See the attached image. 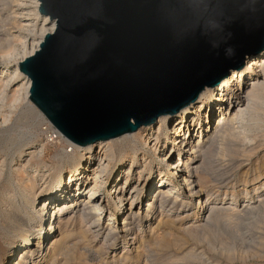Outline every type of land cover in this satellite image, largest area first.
Wrapping results in <instances>:
<instances>
[{"label":"bare ground","instance_id":"bare-ground-1","mask_svg":"<svg viewBox=\"0 0 264 264\" xmlns=\"http://www.w3.org/2000/svg\"><path fill=\"white\" fill-rule=\"evenodd\" d=\"M38 7V0H0V65L11 64L12 67L4 72L6 76L0 72V132L4 133L5 131L6 133V128L11 124L12 115L18 107L23 106L22 114L20 115H28L37 124L44 123L48 128L50 137L57 138L58 141L65 145V150L70 148V152L66 153L60 160L61 164L59 166L45 170L40 169L41 171H36V169L27 173L25 167L29 161L27 159H33L35 154L40 155L39 152L29 151V154L24 158L25 160L21 162L22 164L14 166L13 170H7L8 173L5 174L7 177L5 181L6 185L12 186L13 182L23 179H25L26 184L23 188L21 202L17 203L20 209L18 210V214L16 215L13 212H6L5 214V218L11 224L9 228L11 235H8V249L1 260V264H40L41 261L43 263V260H46L47 254H50L52 259L49 264H56L54 258L58 256L63 257V263L67 264L76 254L79 253L83 256V252H80V248H78L80 244L86 243V247H89L91 243L95 242L96 238L104 234L105 236L101 239V243L99 247L97 246L98 248H96L97 251L95 252L101 256L113 244L110 243L111 241H107V238L113 237L114 234L116 235L115 227L111 225H113L112 221L115 220V213L117 212L122 217L119 234L124 239L122 244L125 248L128 245L130 246V244L132 245L138 239V231H135L137 229L135 221L139 220L140 217L150 220L155 216L157 218L156 227L151 228L152 230L150 231V237L153 241L150 249L148 247L147 250L141 252V247L139 251L138 245L134 246V253H138L137 260L141 259L140 256L142 255L146 257L150 252H154L156 255L159 247L170 248V243L162 239L171 235L169 231H166L168 232L166 233L165 230L173 220L165 221L163 220L165 219L163 215H166L167 211L171 210L172 207L185 208L191 205L192 202L195 206L196 204L199 206L195 221H197L198 215L202 214L199 217L198 223L205 221L206 224H202L204 226L196 224L193 227L195 231L197 229L201 230V228H208L211 222H215V218L217 220L216 215L218 216V212L221 211H233L239 213V215L241 213H248L249 210L264 213V197H254L255 200L254 198L252 199L253 203L249 202L250 196L257 194L262 186H264V181H259L250 187L243 186L234 192L239 195L232 198V204L235 199H241L237 207L223 209L212 207L210 204L214 203V198H211L209 195L206 198L203 197L209 189L214 194L218 193L222 186L224 184L227 185L228 180L234 177V174L229 176L230 173H235L240 168H243L244 164L249 161V158H252L250 155L260 150L261 141L264 140V116L261 114L262 111L264 112V50L260 54L251 57L245 70L233 73L217 90H205L198 98L196 104L183 109L170 121H167V118H161L154 127L110 140L104 143V147H100L102 143H99L96 145V148L98 146L100 148L96 152V150H93V146L79 147L64 139L53 129L44 115L29 100L30 82L19 72V61L24 59L23 53L20 57L19 53L20 51L23 52L27 45H31V54L36 52L44 35L52 33L55 28V22L50 21L47 17H40L41 22L39 25L36 24L35 19H31L33 16L39 15ZM36 33L40 35V39L37 38V42L34 38H31ZM16 42L18 43L17 48L14 46ZM14 83H17L16 88L9 95L8 89ZM26 120L29 119L26 118ZM15 126L17 125L15 124ZM13 128L12 130L15 129ZM144 130L147 131L142 136L140 131ZM137 135H140L142 142L137 141ZM258 135L260 136L258 137ZM1 137L3 138V136ZM22 137L20 136V138ZM5 138L7 139V137ZM15 138L17 139V137ZM15 138L14 140H10L11 138L8 140L11 143L10 145L18 143L15 148L16 150L14 149L15 151L12 154L7 155L5 153V150H9L5 146L6 141L4 145L6 148H0V181H2L5 172L4 164H11L14 153L16 151L19 153V149L22 147L23 142L21 141L23 140L16 141ZM237 141L240 142L236 144ZM137 150L141 153L139 157L136 154ZM155 152L158 153L159 163L157 166L155 165L154 172L150 175H153L152 180L148 181L149 174L147 178H143L142 176L144 175V171H149L150 166H148L147 159L151 156V153ZM124 154L128 155V161L125 167L121 168V171L119 170L111 178V184L109 189H107V196L104 195L106 196L104 198L99 193L102 186H104L102 185L104 182L102 178L103 176H107L105 174L112 172V161L119 159ZM174 156L178 158L176 163H169ZM163 166L169 168H164ZM255 168L254 172L257 174L255 173L254 178L264 177V166H256ZM164 169L173 177V180L169 177H164ZM246 169L249 170V167ZM247 170L244 171L245 174ZM133 174L135 175V179L132 177ZM37 177L45 180V186L44 188L42 187V192L34 200L38 203L35 207L33 201L25 195L27 192L30 191L31 193L35 189ZM180 186L183 190H180ZM4 195L7 197L2 201L3 208L7 206V201L10 199L8 194L5 193ZM240 195L243 197H239ZM9 202L11 203L12 201L10 200ZM208 202L210 203L208 204ZM124 203H127L128 207ZM140 203H144V205L141 206ZM34 207L38 211H35ZM142 209L144 211V213L142 212L143 214L140 213ZM203 209L204 212L201 213ZM69 211H71V215L66 217L65 214ZM2 212L0 210V213ZM106 214L107 222L102 225L100 221ZM157 214H159V217ZM221 215H224V213L218 217H222ZM186 217L188 216L182 214L177 221L182 222ZM76 222L78 223L76 226L77 230L70 233L65 232L67 226ZM155 230L161 231L162 234H160L162 236L160 238L162 239L155 237ZM190 237L188 236V238ZM180 238L178 237L177 239ZM183 238L185 237L181 239ZM262 238L264 239V237ZM16 239L17 242L15 241ZM195 239L193 241H196ZM181 241L179 242L181 243ZM261 242L259 246H262ZM140 244H143L142 240H140ZM81 248V251H89V249L83 246ZM155 248H158V250ZM255 250L257 251V249ZM122 253L126 254L127 251H122ZM187 253L185 259H188V255H190L189 252ZM162 254L163 252L160 255ZM255 254L257 255V253ZM85 255L87 256V254ZM81 256H77L79 260H83ZM86 256L83 257L86 258ZM156 256V258H159L158 255ZM181 256L178 257L182 260ZM152 257L154 256L152 255ZM166 257L164 256V258ZM121 260V262H119L120 260L118 262L125 264L127 257L121 258ZM174 261L172 260V262ZM155 262L157 264V261ZM161 263L159 262V264ZM151 264L154 263L151 262Z\"/></svg>","mask_w":264,"mask_h":264},{"label":"water","instance_id":"water-1","mask_svg":"<svg viewBox=\"0 0 264 264\" xmlns=\"http://www.w3.org/2000/svg\"><path fill=\"white\" fill-rule=\"evenodd\" d=\"M29 100L79 147L170 121L264 50V0H38Z\"/></svg>","mask_w":264,"mask_h":264},{"label":"rangeland","instance_id":"rangeland-1","mask_svg":"<svg viewBox=\"0 0 264 264\" xmlns=\"http://www.w3.org/2000/svg\"><path fill=\"white\" fill-rule=\"evenodd\" d=\"M31 19L32 20L35 19L37 25H39L40 22H41V18H40L39 15L38 16H33ZM13 32L16 33L15 31H13ZM31 38L32 39L34 38L36 40V42H37V40L40 39V35H39V33H36L35 36H32ZM14 46L17 48L18 47V43L17 42L14 43ZM22 53H23V57L24 58L29 57V55H32L33 53L31 54V45H27L23 52L20 51L19 57L22 56ZM250 60H251V58L248 60V62ZM248 62H247V64H248ZM247 64H246V66H247ZM10 68H12L11 64L0 65V72H2L1 74L4 75L5 74L4 72L7 69H10ZM4 76H6V75H4ZM16 85H17V83L16 84L14 83L13 85L12 84L10 85V87L8 89V94L9 95L11 94L13 89L16 88ZM22 109H23V106L18 107L16 112L12 115L11 124H9L10 126H8L6 128V133H8V134H6L5 131H4V133L0 132L1 134L3 133L2 135L0 134V140L2 141V142L0 141V148H6V147L9 148L8 151L5 150V153L7 155L8 154H12V152H14L16 150L15 148L18 145V143H15L14 145L12 144L14 147L12 145H10L11 143L8 142V140L10 138H11L10 140H14V138L17 137V139L15 138L16 141L23 140V141H21V142H23L22 147L19 149V153H18V151H16L14 153V157L12 159L11 164L10 163H9L10 165L7 164V163L4 164L5 172H4L3 179H5V180L2 179V181H0V210H1V212L3 211L2 213H0V264H1V260H2V258L4 256V254L6 253V250L8 249V243H7V241H9L8 240L9 239L8 235H11V230L9 229L11 227V224L9 223L10 221L5 218V214H6V212L7 213L8 212H11V213L13 212L16 215L18 214V210H20L18 208V204H19V202H21V198H22V194H23V188H24V186L26 184L25 179H23V180H20V181H17V182H13L12 186L6 185L5 181L7 180V177H6L5 174L8 173L7 170H9V169L13 170L14 166L16 167L18 164H22L21 162L25 160L24 158L29 154V151L35 152V153L39 152L40 155L39 154L38 155L35 154L33 159H31V160L29 158L27 159V161L29 160L28 163L25 165L27 173L32 172V171H34L36 169H37L36 171H39L40 169L41 170H45V169H49V168L54 167V166H59V164H61L60 160L65 156L66 153L68 154L70 152L69 151L70 148H67L65 150V145L62 142L58 141L57 138H55V137L53 138V136L50 137V133L48 131V128H47V126L44 125V123H38L37 124L28 115H26V116L25 115H20V114H22ZM263 113L264 112L262 111L261 114L264 116ZM26 118L29 119V120H26ZM14 122H15V124L17 126H15ZM9 128L11 130L13 128L14 130L11 131ZM9 131H11V132H9ZM145 131H147V130L140 131V134L142 133L141 135L143 136V133H145ZM1 136H3V138ZM20 136H23V137L20 138ZM137 136H138L137 141L138 142H142L140 135H137ZM259 136L260 135H258V137ZM5 137H7V139ZM25 140H27V141H25ZM5 141H6V145H5ZM263 141H261L260 150L257 151V153L251 154L252 156L250 155V157H252V158L251 159L249 158V161L244 164L243 168H240V170L235 172V173H230L229 176L234 174V177L231 178L230 180H228L227 185L224 184L222 186V188L218 191V193L214 194L213 191H211L210 189L206 191V193H205L206 195L204 194L205 196H203L204 198L208 197V195L211 198H214V203L212 202L213 204L211 203L210 206L217 207V208H222V209L223 208H229V207L230 208L231 207H237L238 203L241 202V199H238V198L235 199V201H233L234 203L232 204V200H233L232 198H235V196L239 195L238 193L235 194L234 192L238 191L243 186L250 187V186L256 184L259 181H264V177L263 176H260V178L257 177V179L254 178L255 177L254 175L256 173V172H254L255 169H256L255 167L256 166L257 167L264 166V142ZM239 142L240 141H237L236 144H238ZM41 146H43V147H41ZM104 146H105L104 143H102V145H100V147H104ZM100 147L98 146L95 149L96 152H97V150ZM136 154L139 157L141 153H140L139 150H137ZM150 155L151 156H149L148 159H147L148 166H150L149 167V171H147V170L144 171L143 172L144 175L142 176L143 178H147V175L149 174L148 181L152 180L153 175L152 176H150V175H151V173L154 172L155 165L157 166V164L159 163V159H158L159 157L157 156L158 153L155 152V153H151ZM127 156L128 155L124 154V156L120 157L119 159H116V160L114 159L112 161V164H111L112 172L109 173V174H105L107 176H103L102 180L104 182H103L102 185H104L105 187L102 186V188L100 189L99 193L104 198L107 196V192H108L107 189H109V186L111 184V182H110L112 180L111 178H113L114 174H116L121 168L125 167V165H126V163L128 161V157ZM256 159L258 160L259 164H258V162H256L257 161ZM177 160H178V158L177 157L175 158V156H174L169 161V163L175 164ZM247 164H249V165H247ZM62 165H64V164H62ZM169 165H167V166H169ZM260 165H262V166H260ZM163 167L164 168H169V167H166V166H163ZM247 167H249V170L246 169ZM245 170H247L246 174L244 173ZM132 177H133V179H135V175L134 174H133ZM164 177H169L171 180H173V177H171L169 175V173H167V171L165 169H164ZM36 179L37 180H35V181H36L37 184L35 186V189L31 192L32 194L29 191L25 195V196L29 197L31 199V201H33V204H34L35 207H36V205L38 203H37V201H34V200H36L37 196L42 192V189L45 186V184H44L45 180H41V179H39V177H37ZM40 182H41V184H40ZM228 184H230V185H228ZM180 190H183V188L181 186H180ZM5 193L9 195L10 199L7 201L8 202L7 206H5V208H3L2 207V201L7 197V196L4 195ZM13 193H14V195H13ZM19 194H21V195H19ZM233 194H235V195H233ZM104 195H106V196H104ZM12 196H13V198H12ZM239 197H243V196L240 195ZM254 197H264V186H262V188L260 189V191L257 192V194L250 196V200H249L250 203H253L252 199ZM19 198H20V200H18ZM10 200L13 202V204H12V202L11 203L9 202ZM254 200H255V198H254ZM209 203L210 202H208V204ZM124 204L126 205V207H128L127 203H124ZM140 204H141V206L144 205V203H140ZM16 207H17V209H16ZM35 207H34V210L38 211V209L35 208ZM198 208H199V206L197 204L195 206V204L192 202L191 205H189L188 207H185V208L184 207L183 208L182 207L181 208L172 207L171 210L167 211L166 215L165 214L163 215V217L165 218L163 220H165V221L166 220H169V221L173 220V221H171L172 223L170 222V226L169 227H171V228L168 227L165 230V232L169 231V233L171 235L168 236V237H165V239L160 238L162 236L161 235L162 234L161 231H156V230L154 231L155 237H159L163 241H165L167 243L168 242L170 243L169 244V247H170L169 249L167 247H159V250H158V248L157 249L155 248L156 250H158V251H156L157 252L156 255H158L159 258H156L157 256L154 254V252H150L154 257H152V255L149 253V254L146 255V257L142 255V256H140L141 259L137 260L136 258H137V254L138 253H136V254L134 253L135 247L137 245H138L137 246L138 250L140 251L142 249L141 250V252H142L143 250L144 251L147 250L148 247L150 249L151 245L153 244V241H152V239L150 237V231L152 230L151 228H155L156 225H157L156 216L153 217L151 220L148 219V218L144 219L143 217H140L139 220L135 221V226L137 228V229H135V231H138V233H137V238L138 239H136V241H134L132 243V245L130 244V246L128 245V247L125 248V246L122 244L124 239H123V237L121 238V234H119V232L121 230V218L122 217L120 216V214H118L119 212H117V213H115V220L112 221L113 225H111L112 227H115L116 235L114 234L113 237L111 236V237L107 238V241H111L110 243H113V244L106 251V253L105 254H101V256L98 253H95L97 251L96 248H98L100 243H101V239H103L104 236H105L104 234H102V236H99L98 238L95 239L94 243H91L90 246L88 245L89 247H86L87 246L86 243L80 244V246L78 247V248H80L79 251L83 252L82 253L83 256H86L85 254H87L86 258H84L83 256H81L78 253V254H76V256L74 255L75 257L72 258L73 261H72V259H70L67 262V264H120L119 262L122 261L121 258L123 259L124 257H127V261H126L125 264H146V263L147 264H151V262L156 264L155 261H157V264H159V262L160 263L162 262L161 264H169V263L170 264L171 263L172 264H202V263L203 264H212V263L213 264H264V252H263L264 251V247H263L264 246V243H263L264 239L262 238V237H264L263 236L264 233H262V232H264V228H263L264 227V216H263L264 213H262V212L259 213V212H256L254 210H249L248 213L247 212L246 213H241L239 215V213H236V212H233V211H227V212L221 211V212H218V213H219V215L224 213V215H221L222 217H218L219 215L218 216L216 215L217 220L215 218L214 219L215 222L214 221L211 222L210 225L208 226V228L207 227L205 229L201 228V230L197 229L198 230V232H197V230L196 231L193 230V227L196 224L197 225L199 224L201 226H204L206 224L205 221L198 223L199 217L202 214H199L198 217H197L198 218L197 221H195V218L197 216L196 213L198 212ZM14 210H16V211H14ZM201 211H202L201 213H203L204 209L201 210ZM142 212L144 213L143 209L140 210V213H142ZM104 214H105V210H104ZM159 214H157L158 217H159ZM182 214L186 215L188 217H186L182 222H178L177 220L179 219V217ZM242 214H245V215H242ZM260 214H262V215L260 216ZM70 215H71V211H69V212H67L65 214L66 217H69ZM18 216H20V215H18ZM106 216H107V214L101 219L100 224H102V225L106 224V222H107V217ZM86 221H88V220H86ZM258 222H259V224H258ZM8 223H9V225H8ZM77 224H78L77 222L73 223V224H70L69 226L66 227V229H65L66 231L65 232H67V233H70L72 231L74 232L75 230L78 229V228H76ZM202 224H204V225H202ZM208 224H209V222H208ZM191 226H192V228H191ZM185 229H187V230L185 231ZM158 232H159V234H158ZM186 232H188L189 235ZM166 233H168V232H166ZM175 234H177V235H175ZM194 235L196 236V239H195ZM148 236H149V238H148ZM180 236H181V238L182 237H185V238L181 239ZM188 236L189 237L191 236L193 238L190 237L191 238L190 239V238H188ZM178 237L180 239H177ZM200 238H201V240H200ZM204 238H206V239H204ZM139 239L142 240L143 244H140V240ZM193 239H195L196 241H193ZM261 239H262V242H261ZM87 240H89V239H87ZM180 240H182V241L184 240L183 241L184 243L181 241V243H183V244H181L179 242ZM259 240L262 243V246H259V245H261ZM15 241L17 242V239ZM172 241L174 243L176 241V243L174 244ZM184 244H186V245H184ZM257 244H258V246H256ZM177 245H179L180 247L177 246ZM82 246L87 248V249H89V251L91 250V248H92V250L90 252L89 251H84V250L81 251L82 250V248H81ZM175 246H177V247H175ZM140 247H141V249H140ZM260 247H262L263 249L260 248ZM171 249H173L174 251L171 250ZM255 249H257V251ZM260 250H262V251H260ZM92 251H94V252H92ZM122 251H124V252L127 251V253L126 254L122 253ZM165 251H166V253H165ZM175 251H177L178 253L175 252ZM162 252H163V254H162L163 257H161L162 255H160ZM187 252H189V254L191 256H193V257L188 255V259H185L187 254H188ZM250 253H252L253 255L250 254ZM255 253H257V255L259 257ZM227 254H229V255L227 256ZM231 255H232V257H231ZM254 255H256V256L254 257ZM77 256L78 257L81 256V258H83V260L82 259H81L82 261L79 260V258ZM150 256H151V258H150ZM164 256L165 257L166 256L167 257L170 256L171 258L170 257L164 258ZM178 256H181L183 259L181 260V258L178 257ZM233 256H234V259H233ZM199 257H200V259H199ZM230 257L232 258V260H231ZM89 258H91V259H89ZM169 258H170V260H169ZM189 258H192V259H189ZM165 259L167 260L166 263H165V261H166ZM171 259L173 261L174 260L175 261L172 262ZM153 260H155V261H153ZM51 261H52L51 255L47 254L46 255V260H43V263L41 261V263L42 264H49ZM149 261H151V262H149ZM54 262L56 264H65V263H63L64 262V258L61 257V256H58V257L54 258ZM22 264H24V263H22Z\"/></svg>","mask_w":264,"mask_h":264}]
</instances>
